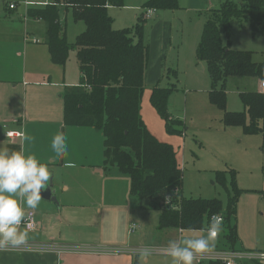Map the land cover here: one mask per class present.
I'll return each mask as SVG.
<instances>
[{"label":"trees","instance_id":"obj_1","mask_svg":"<svg viewBox=\"0 0 264 264\" xmlns=\"http://www.w3.org/2000/svg\"><path fill=\"white\" fill-rule=\"evenodd\" d=\"M123 6L124 0H54L30 7L27 16L45 23L44 43L51 61L65 65L70 51L77 50L80 71L79 85L68 87L64 94L65 124L92 126L104 135V163L116 166L130 178V193L138 206L149 200L159 210V227L184 230H206L213 215L226 214V240L235 250L239 240L236 215L242 192L232 172L229 200L225 205L218 198H194L183 195V169L175 146L159 140L147 127L141 115L145 91V72L150 48L144 40L145 12L133 27L114 29L109 5ZM178 0H147L145 10L177 9ZM13 9V8H9ZM71 11L75 21H83L85 30L74 43L67 40L62 15ZM218 20L205 22L198 59L205 62L212 81L209 100L224 110L226 126H242L249 134L264 133V92H240L244 109L227 110V82L230 77L264 79V62H256L250 50L231 47V19L250 23L253 34L264 32V0H227L222 3ZM222 30L228 42L222 39ZM176 86L152 87L150 101L164 119L166 131L182 135L178 121L169 111V97ZM180 124V123H179ZM228 188L224 171L217 172ZM230 191V190H229ZM226 220V221H225ZM209 264H222L210 261Z\"/></svg>","mask_w":264,"mask_h":264},{"label":"rangeland","instance_id":"obj_2","mask_svg":"<svg viewBox=\"0 0 264 264\" xmlns=\"http://www.w3.org/2000/svg\"><path fill=\"white\" fill-rule=\"evenodd\" d=\"M27 1L31 3L30 6L26 4ZM146 1L124 0L123 6L109 5L108 12L114 20V29L135 26L138 16L146 11L143 8ZM225 1L227 0H178L177 9L156 10L157 12L147 18L143 35L145 43L150 48L148 67L151 71H160L158 77L160 81L157 83L159 86H176L169 97V111L173 119L178 121L177 127L183 134L168 133L164 120L162 122L161 117L157 113L155 115L158 126L162 129V136L176 147L183 169V195L194 198H218L226 205L229 192L233 193L231 185L233 170L234 180L242 192L236 215L231 218L230 224H237L239 228L240 223L248 238L253 237L254 233L260 243H264V133L249 134L242 126H226L223 120L224 110L209 100L212 81L207 65L197 56L205 22L220 18L219 9ZM47 2L49 0H0V79L9 81L18 79L23 74L26 60L29 64L42 65L36 54L32 53L34 47L31 45L35 43L31 41L26 43L25 35L28 32L30 38L36 37L44 42L46 25L42 21L37 22L28 17L26 13L28 8L41 6ZM11 3L16 5L15 9H9ZM62 22L66 26L67 40L70 43H74L78 34L86 27L83 21L74 20L71 11L62 15ZM221 31L222 39L227 43L228 36L222 28ZM230 31L233 49L250 50L256 62H264V32L253 34L250 23L237 18L231 19ZM47 61L48 64H52L49 59ZM73 61L77 69L76 48L70 51L67 61L70 68ZM201 65L204 67L202 70ZM156 80L150 84L154 86ZM261 80L264 79L230 77L227 82V110L244 109L240 92L256 90ZM145 83L147 84V81ZM218 171H224L230 191L219 179ZM64 175V181L67 178L66 182L73 188L107 187L130 193L129 176L120 172L116 166H109L105 178L96 174L89 178L86 172L80 170L64 171ZM131 198L135 205L133 219L142 226L143 235L139 241L146 247L164 248L170 239L207 235L206 230L181 232L173 228H160L159 210L154 206L157 203L145 200L141 207L133 196ZM220 215L226 217L224 213ZM227 232V224L223 223L221 237L217 239L214 250H230V243L225 238ZM236 249L243 250L240 241L236 244ZM157 257L170 258L156 252L150 256ZM198 260L195 264H199ZM201 260V264H209V261L222 263L221 260L210 258ZM240 264H264V261L244 259Z\"/></svg>","mask_w":264,"mask_h":264},{"label":"crops","instance_id":"obj_3","mask_svg":"<svg viewBox=\"0 0 264 264\" xmlns=\"http://www.w3.org/2000/svg\"><path fill=\"white\" fill-rule=\"evenodd\" d=\"M29 37L30 33L27 32L25 41L35 43L31 45L34 47L32 53L36 54L42 65L29 64L26 60L23 74L18 79H0V144L9 150H19L23 146L27 153L34 154L45 164L54 174L57 201L42 199L37 209L25 207V212H35L38 228L29 231L20 227L28 234L27 242L19 247L0 249V264H143L136 253L94 251L89 248L146 246L139 241L143 235L142 226L133 219L135 205L131 193L107 187L77 189L69 186L67 178L64 181V171L69 170L86 172L89 178L93 175L106 177L109 166L104 163V135L100 129L92 126L65 124V91L68 87L79 85L82 77L78 57L77 69L73 65L74 61L71 63L72 68L68 62L65 65L54 64L48 46L36 37ZM48 59L53 65L48 64ZM200 69H204L203 65ZM158 77L160 71H151L147 66L141 115L159 140L172 143L162 136L155 114L160 115L150 101L153 87L150 83L157 79V84L160 81ZM262 81L258 82V88L254 91L264 92ZM161 119L163 122L164 119ZM8 131H21L24 136L10 138L7 136ZM61 132L66 133L68 144V153L63 157L56 156L51 148L52 138ZM25 136L33 139L25 140ZM133 223L139 226L140 231L129 232ZM138 232L137 236H133ZM238 235L243 250L236 249V245L235 250L264 253V243H260L254 233L253 237L248 238L240 223ZM220 237L219 234L217 239ZM35 243L43 246L35 247ZM49 245L54 246L47 248ZM170 260L166 257H149L147 264H169ZM198 262L201 264L202 260Z\"/></svg>","mask_w":264,"mask_h":264},{"label":"clouds","instance_id":"obj_4","mask_svg":"<svg viewBox=\"0 0 264 264\" xmlns=\"http://www.w3.org/2000/svg\"><path fill=\"white\" fill-rule=\"evenodd\" d=\"M24 139L33 138L25 136ZM51 148L56 156H66V133L55 135ZM52 180L53 173L49 168L34 154L27 153L23 146L19 150L0 146V249L19 247L27 242V232L20 229L26 218L25 207L37 209L42 200V191L49 189ZM222 225V217L213 215L206 236L170 239L163 252L171 258V264H195L198 256L214 250ZM151 254L150 249L140 251L143 264H147ZM258 255L264 257V253Z\"/></svg>","mask_w":264,"mask_h":264},{"label":"built area","instance_id":"obj_5","mask_svg":"<svg viewBox=\"0 0 264 264\" xmlns=\"http://www.w3.org/2000/svg\"><path fill=\"white\" fill-rule=\"evenodd\" d=\"M52 1H54V0H49V2H52ZM26 4L31 5L30 2H26ZM9 6H10V8H15L14 4H11ZM155 12H156V9H154V8L147 9L145 11V16L147 18H149ZM33 40L35 42L38 41L37 39H33ZM261 86L264 88V81L261 82ZM7 136L10 138L23 137L24 133L21 131H8ZM219 216L222 217V219H223V216H221V215H219ZM20 227H24L25 229H27L29 231H32V230H35L38 228V221L36 220V215H35V212L33 210L26 211V218L22 222ZM138 230H139V226L136 223H133L129 227L130 233H132V232L134 233ZM42 246L43 245H39V244L35 243V247H42ZM49 246L50 247H47V248H51L54 245H49ZM44 247L46 248V245H44ZM80 248H82V247H80ZM89 248H92L94 251L108 250V251L114 252V253L131 252V253L139 254L142 249H150L151 253H155V252L156 253H164L163 248H150V247H126V248L122 249V248H115V247L107 248V247L95 246V247H89ZM258 254L259 253H254V252H250V251L222 250V251H212L208 254L200 255L197 258L199 260H201L203 258L221 260L223 264H239V262L244 260V259L263 261L264 257H261Z\"/></svg>","mask_w":264,"mask_h":264},{"label":"water","instance_id":"obj_6","mask_svg":"<svg viewBox=\"0 0 264 264\" xmlns=\"http://www.w3.org/2000/svg\"><path fill=\"white\" fill-rule=\"evenodd\" d=\"M55 184H54V174H53V180L51 182V186L47 191H42V199L48 200V201H57V198L55 196Z\"/></svg>","mask_w":264,"mask_h":264}]
</instances>
